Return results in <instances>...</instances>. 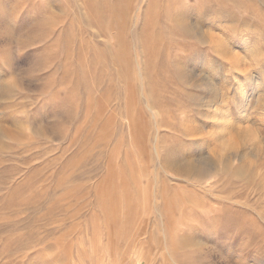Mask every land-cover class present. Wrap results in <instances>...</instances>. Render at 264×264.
<instances>
[{
    "label": "rangeland",
    "instance_id": "rangeland-1",
    "mask_svg": "<svg viewBox=\"0 0 264 264\" xmlns=\"http://www.w3.org/2000/svg\"><path fill=\"white\" fill-rule=\"evenodd\" d=\"M0 264H264V0H0Z\"/></svg>",
    "mask_w": 264,
    "mask_h": 264
},
{
    "label": "bare ground",
    "instance_id": "bare-ground-1",
    "mask_svg": "<svg viewBox=\"0 0 264 264\" xmlns=\"http://www.w3.org/2000/svg\"><path fill=\"white\" fill-rule=\"evenodd\" d=\"M185 167L189 168V166H185Z\"/></svg>",
    "mask_w": 264,
    "mask_h": 264
}]
</instances>
